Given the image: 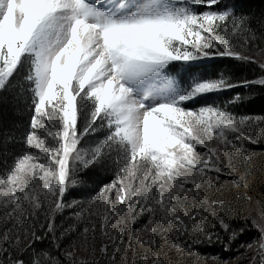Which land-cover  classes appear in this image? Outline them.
<instances>
[{"label":"snow or ice","instance_id":"obj_1","mask_svg":"<svg viewBox=\"0 0 264 264\" xmlns=\"http://www.w3.org/2000/svg\"><path fill=\"white\" fill-rule=\"evenodd\" d=\"M255 25L228 0H0V102L5 93L24 97L29 112L20 154L0 167V264H119L109 229L138 213L209 244L219 232L229 243L254 232L242 247L249 264H264V200L241 217L224 199L202 195L222 176L249 188V173L231 177L238 160L250 162L244 140L254 141L264 117L188 107L210 94L264 88V18ZM216 59L256 64L261 75H197ZM12 138L0 130L5 156ZM109 165L113 178L86 204L67 202L83 178ZM66 209L75 223L58 233L56 217ZM208 216L218 231L209 230ZM97 231L113 244L97 248ZM73 233L91 234V259H79L75 244L63 249ZM193 246L176 245L190 253ZM149 264L163 262L157 255Z\"/></svg>","mask_w":264,"mask_h":264},{"label":"rangeland","instance_id":"obj_2","mask_svg":"<svg viewBox=\"0 0 264 264\" xmlns=\"http://www.w3.org/2000/svg\"><path fill=\"white\" fill-rule=\"evenodd\" d=\"M232 4L237 14H245L253 19L254 26L255 21L264 18V6L263 10L256 13L254 9L244 8L242 5L238 4V0H228ZM197 75L214 76L212 67L207 68V70H198ZM254 87L252 93L236 94L242 97V100L238 102H232L234 95L229 99L228 95L230 91H222L219 93L210 94L205 99H198L195 103L189 104V108H198L202 105H216L220 107H227V109L237 116H247L244 107L257 96L256 92H259L260 97H264V88ZM248 89V88H245ZM264 117V114L263 116ZM244 140L245 147L249 150V155L251 157L250 162L246 165L242 160L237 161V166L235 172L233 173L231 179H238L240 175L245 172L249 173L248 183L249 188L247 190L243 188H236L232 183H230V178L228 176H222L223 181L219 187L216 186L215 181H213V186L208 188L205 185V189L202 190V195H206L211 199H224L233 209V215L239 210V215L241 217L248 215L255 207L258 205L259 200H264V148L261 150H254L250 144ZM257 146L264 147V128L259 126L255 129V139L253 141ZM15 153L20 154L23 145L19 142V146H15ZM3 150H5L3 148ZM7 151V150H6ZM2 149H0V167L3 166L2 162L7 160L8 163L12 162L15 155H3ZM98 189H84L81 195L75 199L67 198L68 203L77 201L80 204H86L88 199L93 196ZM243 193L246 196H251V201L244 199H237L238 195ZM114 199V197H113ZM199 207L198 201H192ZM69 223H75L72 218V209H69ZM78 210V209H77ZM98 210L103 212L104 205L100 204ZM109 210L111 211V204H109ZM66 211V210H65ZM150 216L149 214L138 213L135 219L131 215L121 216L119 219L118 226L116 222L110 227L109 231L111 236L115 238V247L111 248L112 251L117 253L116 259L119 264H149V262L155 257L159 256L163 264H214L215 259L220 261H230L231 264H249V255L246 253L245 248L242 245L252 243L256 238V235L252 240L247 242L241 241L240 243H235V247L232 250H209L207 254H202L194 249V246L199 245L198 236H195L196 232L190 233L187 237L179 236L175 233L172 228H169L166 224L162 222L159 224H149ZM82 233L83 223L77 225ZM153 227L157 228V231L153 233L151 229ZM147 228V230H145ZM166 229V230H165ZM127 232L129 234H127ZM95 246L99 248L103 244L112 245L113 240L102 236L100 231L96 232ZM220 238V237H219ZM155 240L156 244H145L143 241ZM214 241H217L215 237ZM186 243H192L194 246L191 253L187 250L180 252L177 250L176 245L179 244L184 246ZM75 244L77 250V256L79 259H91V250L93 247V242L91 239V234H89L88 239L85 240L84 237L79 233H73L66 237L65 240V250L70 246ZM147 257V261L145 259ZM96 259L103 260L101 256H97ZM105 264H111L110 260H106Z\"/></svg>","mask_w":264,"mask_h":264},{"label":"trees","instance_id":"obj_3","mask_svg":"<svg viewBox=\"0 0 264 264\" xmlns=\"http://www.w3.org/2000/svg\"><path fill=\"white\" fill-rule=\"evenodd\" d=\"M238 4L242 5L244 8L254 9L256 13H259L263 10L262 7L264 6V0H238ZM209 67H212L214 75H219L220 73H223L229 76L233 81H240L243 79H255L259 75H261V72L256 64H250L231 59H216L204 61L200 66L199 70H207V68ZM253 89L254 87L248 89L238 87L236 89L230 90V94L228 95V97L229 99H231L236 94H243L244 92L252 93ZM256 94L257 96L254 97L246 107H244L247 116L262 117L264 114V97H260L259 92H256ZM4 96L5 100L3 102H0V130L4 131L5 133H8L13 137L12 140L8 142L6 148V152L8 154L10 152V155L12 156L16 155L12 153H15V146H19L21 135L25 127L27 126L29 112L24 103V97H21L19 100H15L11 93H5ZM96 139H98V137L96 136L87 137L84 146L88 147L94 144ZM247 142L248 144H250V146L253 147L254 150H261L264 148L263 146L254 145L255 143L253 141ZM0 149H2V152L5 151L3 150V147H0ZM113 175L114 171L111 165H109L106 169L93 170L88 174L87 177L81 180V183L79 185L75 186L72 190H70V194L67 196V198L73 200L79 197L82 191H84V189L96 190L100 188L102 184H107L113 178ZM69 211V209H66V211H64L62 214L57 215L56 224L58 228V233L61 228H67L69 224H72L68 222L69 220H71L69 218ZM212 223V217L208 216L209 230L218 231L211 229L210 225ZM127 234L129 233L127 232ZM218 235L220 237L219 240L209 244L206 242L205 238L202 235H200L199 233H195V236H199V245L194 246V249L202 254H207L209 250H214V248L215 250H217V248L219 250H232L235 247V243H240L241 241L247 242L248 240H252L256 233H245L244 235L240 236L235 241V243H229L225 238V234L222 232H219ZM65 240L66 237L60 241L63 249H65ZM43 245L49 246V240H45L43 242ZM40 247L41 245H37V248Z\"/></svg>","mask_w":264,"mask_h":264}]
</instances>
